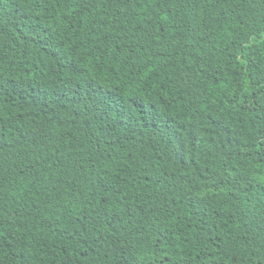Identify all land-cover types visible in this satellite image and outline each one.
I'll return each instance as SVG.
<instances>
[{"label":"trees","instance_id":"trees-1","mask_svg":"<svg viewBox=\"0 0 264 264\" xmlns=\"http://www.w3.org/2000/svg\"><path fill=\"white\" fill-rule=\"evenodd\" d=\"M0 264H264V0H0Z\"/></svg>","mask_w":264,"mask_h":264}]
</instances>
